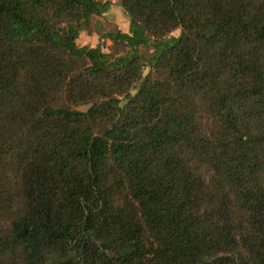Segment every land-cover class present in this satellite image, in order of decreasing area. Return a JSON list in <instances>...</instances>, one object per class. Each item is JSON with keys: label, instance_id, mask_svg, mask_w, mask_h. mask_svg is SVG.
<instances>
[{"label": "trees", "instance_id": "1", "mask_svg": "<svg viewBox=\"0 0 264 264\" xmlns=\"http://www.w3.org/2000/svg\"><path fill=\"white\" fill-rule=\"evenodd\" d=\"M111 5L0 0V264H264V0Z\"/></svg>", "mask_w": 264, "mask_h": 264}, {"label": "rangeland", "instance_id": "2", "mask_svg": "<svg viewBox=\"0 0 264 264\" xmlns=\"http://www.w3.org/2000/svg\"><path fill=\"white\" fill-rule=\"evenodd\" d=\"M95 21H97V26H101L103 30H113L119 28L121 30L128 31L130 20L127 13L124 11L120 5V0H112V5L110 10L105 13L103 16H96ZM175 35L180 34V30L174 32ZM98 37V39H97ZM101 41L97 33H88L83 31L81 36H79L77 43L79 45H89L95 46ZM110 41H108V44ZM141 51L150 55L152 50H148L145 47H141ZM148 66L145 68V73L148 71Z\"/></svg>", "mask_w": 264, "mask_h": 264}, {"label": "water", "instance_id": "3", "mask_svg": "<svg viewBox=\"0 0 264 264\" xmlns=\"http://www.w3.org/2000/svg\"><path fill=\"white\" fill-rule=\"evenodd\" d=\"M87 237H92L93 239H95V240L97 241V236H96V234L93 233V232L89 233V234L87 235ZM84 252H85V246L83 245V247H82V253L84 254Z\"/></svg>", "mask_w": 264, "mask_h": 264}, {"label": "crops", "instance_id": "4", "mask_svg": "<svg viewBox=\"0 0 264 264\" xmlns=\"http://www.w3.org/2000/svg\"><path fill=\"white\" fill-rule=\"evenodd\" d=\"M105 15V14H104ZM125 31V30H124ZM83 32V31H82ZM82 32L80 33V36H81V34H82ZM87 32V31H86ZM92 33H96L95 31L94 32H92ZM90 34V33H89ZM100 37V36H99ZM97 39H98V37H97Z\"/></svg>", "mask_w": 264, "mask_h": 264}]
</instances>
